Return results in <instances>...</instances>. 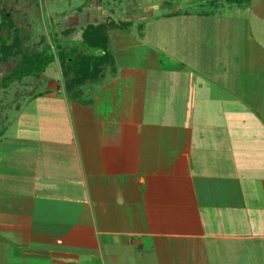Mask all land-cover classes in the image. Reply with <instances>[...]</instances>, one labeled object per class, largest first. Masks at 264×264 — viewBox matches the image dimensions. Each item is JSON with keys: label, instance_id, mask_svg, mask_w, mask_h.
Instances as JSON below:
<instances>
[{"label": "crops", "instance_id": "obj_1", "mask_svg": "<svg viewBox=\"0 0 264 264\" xmlns=\"http://www.w3.org/2000/svg\"><path fill=\"white\" fill-rule=\"evenodd\" d=\"M201 1L132 0L124 21L178 28L110 29L98 79L68 92L58 59L6 121L0 264H264V0ZM81 6L119 22L109 0Z\"/></svg>", "mask_w": 264, "mask_h": 264}, {"label": "rangeland", "instance_id": "obj_2", "mask_svg": "<svg viewBox=\"0 0 264 264\" xmlns=\"http://www.w3.org/2000/svg\"><path fill=\"white\" fill-rule=\"evenodd\" d=\"M112 3V9L116 12L112 19H116L119 22L126 24L121 17L125 15H130L135 12L132 0H109ZM178 1V0H176ZM217 0H209V1H201L200 3H196L188 6L187 8L190 11H202V12H218L215 8L214 3ZM223 4L229 3L230 0H222ZM233 1V0H232ZM86 2V0H0V22L1 16L3 12L10 14L15 24L20 29V44L19 47L21 51L13 55L7 61L0 63V133L6 129V125L8 120H11L14 115H18L20 112L24 111H34L35 110V100L28 102L29 96L35 92H38L41 88L50 85L54 80L56 81L60 78V71H58V59L55 58L53 62H51L46 71H43V74L38 75H25L22 79H16L8 86H2V79L5 76H8L13 69L18 66L21 56L25 53H34L41 51H48L49 53L58 54V44L63 38L66 37L64 34V30L68 28V26H74L76 29L71 33V37L69 39H77L78 41L70 44L68 41L66 42V46L68 47H81L80 50L84 53H90L88 48L82 49L83 46L80 45V27L86 26L89 22L87 18V14L82 11H78L82 8V4ZM94 2V1H91ZM220 2V1H219ZM237 4H241L239 0L233 1ZM231 3V2H230ZM237 9V8H235ZM211 10V11H210ZM113 14V13H112ZM229 14V13H228ZM218 15V14H214ZM235 17L237 15L233 14ZM221 17V16H219ZM253 17V16H252ZM229 20V19H227ZM243 20H247V16L241 17L238 19H234V21L228 22L231 27L234 29L241 28V24ZM151 20H136L132 22H127L124 25V29L131 30L134 33H138L142 31H149L148 29H152L156 23H160V27L163 30H169L178 28V19H171L169 22L166 20L159 22H150ZM204 23H208L207 20H202ZM201 22L202 29H205L204 23ZM257 19L254 17L251 18L250 28L251 30L255 28L257 25ZM163 23H166L164 28L162 27ZM169 23V24H168ZM226 23V21L224 22ZM224 23L218 22V26L223 27ZM246 23V21H245ZM199 27V26H198ZM146 29V30H145ZM256 29V28H255ZM235 31V30H234ZM149 33V32H148ZM60 38L57 39L56 37ZM79 36V37H78ZM237 37L235 36V40ZM62 46V44H61ZM63 47L62 48H68ZM97 51V49H94ZM93 51V53H94ZM97 54V53H95ZM7 121V122H6ZM6 134V131H5ZM0 140L6 142V138L0 137ZM6 145V144H3ZM6 147V146H5ZM2 148V146H0ZM3 149V148H2ZM1 151L3 152V150Z\"/></svg>", "mask_w": 264, "mask_h": 264}, {"label": "trees", "instance_id": "obj_3", "mask_svg": "<svg viewBox=\"0 0 264 264\" xmlns=\"http://www.w3.org/2000/svg\"><path fill=\"white\" fill-rule=\"evenodd\" d=\"M0 22V63L7 61L13 55L18 54L20 29L15 24L12 16L6 12L2 13ZM127 24V22H124ZM129 23V22H128ZM126 24L114 20L99 24H87L82 28L80 44L89 49H100L104 53H83L76 50L67 51L58 46V54L48 51L25 53L15 69L3 77L2 86H8L14 80L20 79L25 75L41 74L47 66L56 59H59L64 76L67 77L66 90L68 92H80L81 87L86 82H94L102 74L107 61L112 57L108 51L109 36L108 31L113 28H124ZM73 28L64 30L65 34L70 33ZM70 77V78H69Z\"/></svg>", "mask_w": 264, "mask_h": 264}]
</instances>
